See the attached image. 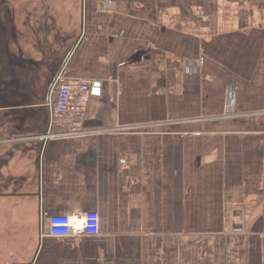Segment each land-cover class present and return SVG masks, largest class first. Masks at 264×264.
<instances>
[{
  "label": "crops",
  "instance_id": "0c3cea01",
  "mask_svg": "<svg viewBox=\"0 0 264 264\" xmlns=\"http://www.w3.org/2000/svg\"><path fill=\"white\" fill-rule=\"evenodd\" d=\"M50 1L8 21L27 51L0 108V264L109 261L126 238L140 264H264V0ZM64 66L91 84L88 132L42 140ZM43 211L100 232L42 236Z\"/></svg>",
  "mask_w": 264,
  "mask_h": 264
},
{
  "label": "built area",
  "instance_id": "2783aa9c",
  "mask_svg": "<svg viewBox=\"0 0 264 264\" xmlns=\"http://www.w3.org/2000/svg\"><path fill=\"white\" fill-rule=\"evenodd\" d=\"M110 3L111 0H103ZM91 90L89 81H82L78 87H74L67 77L66 67H62L55 76L50 93L56 95L51 109V123L47 133L37 137L47 140L57 137H69L86 134L88 131L81 126L79 114L83 107V95ZM71 116L70 127L67 130L56 131L60 127L62 119ZM47 219L49 226L47 231L42 228V236L52 238H65L78 235H98L100 232V216L97 212H89L77 215H50L43 211L42 222Z\"/></svg>",
  "mask_w": 264,
  "mask_h": 264
},
{
  "label": "rangeland",
  "instance_id": "374dc122",
  "mask_svg": "<svg viewBox=\"0 0 264 264\" xmlns=\"http://www.w3.org/2000/svg\"><path fill=\"white\" fill-rule=\"evenodd\" d=\"M33 2L37 4L36 6L44 7V9L50 8L49 4L52 3L50 0H45V5L42 4V1L37 2V0H0V108H3V106H6L11 102V97L7 96L11 91H4V89L5 86L8 87V80L10 79L9 75L16 76L17 74L22 73L21 67H23V62L21 59L22 56L26 55L24 52L27 51L24 43H21L20 34H17L15 30L9 31L10 27L8 21H13L11 16L14 15V7H16L14 10H17L18 12L16 18L18 20L21 8H26L28 3L32 4ZM32 7H34V5ZM54 9L56 8L45 11L44 17L43 12H40L38 16H41L42 20L44 18V21H47V24L49 23V25L52 26L54 24L53 19L55 20V18L52 17L54 15ZM58 12H60L59 8L57 10V13ZM61 13L62 10L57 15V17L59 16L61 19V22L57 24V33L59 34L63 33L62 24L66 21L65 15L62 13V16ZM11 60L16 65L17 72H15V66L14 70L11 68ZM3 113L4 112H0V132L4 131L5 116H3ZM0 244H2V241H0Z\"/></svg>",
  "mask_w": 264,
  "mask_h": 264
},
{
  "label": "trees",
  "instance_id": "16d2710c",
  "mask_svg": "<svg viewBox=\"0 0 264 264\" xmlns=\"http://www.w3.org/2000/svg\"><path fill=\"white\" fill-rule=\"evenodd\" d=\"M127 242L126 248L122 251L118 250L116 257L113 260L109 261H96V260H86V264H140L138 259V252L134 245L132 239L126 238ZM84 262V261H83ZM81 263V262H78ZM52 264H64L62 261L54 259Z\"/></svg>",
  "mask_w": 264,
  "mask_h": 264
},
{
  "label": "water",
  "instance_id": "95a60500",
  "mask_svg": "<svg viewBox=\"0 0 264 264\" xmlns=\"http://www.w3.org/2000/svg\"><path fill=\"white\" fill-rule=\"evenodd\" d=\"M98 86V85H97Z\"/></svg>",
  "mask_w": 264,
  "mask_h": 264
}]
</instances>
